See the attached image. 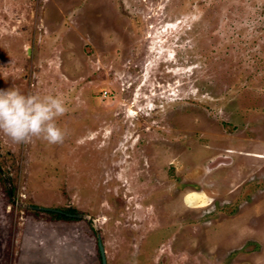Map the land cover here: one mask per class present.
<instances>
[{"label":"rangeland","instance_id":"374dc122","mask_svg":"<svg viewBox=\"0 0 264 264\" xmlns=\"http://www.w3.org/2000/svg\"><path fill=\"white\" fill-rule=\"evenodd\" d=\"M12 87L66 135L0 132V264H264V0H0Z\"/></svg>","mask_w":264,"mask_h":264},{"label":"clouds","instance_id":"9594fccd","mask_svg":"<svg viewBox=\"0 0 264 264\" xmlns=\"http://www.w3.org/2000/svg\"><path fill=\"white\" fill-rule=\"evenodd\" d=\"M67 112L64 101L53 95H24L14 87L0 90V132L13 142L40 138L49 144L63 143L66 133L56 121Z\"/></svg>","mask_w":264,"mask_h":264},{"label":"water","instance_id":"95a60500","mask_svg":"<svg viewBox=\"0 0 264 264\" xmlns=\"http://www.w3.org/2000/svg\"><path fill=\"white\" fill-rule=\"evenodd\" d=\"M99 250H100V254H101L102 264H106L105 250H104V247L100 241H99Z\"/></svg>","mask_w":264,"mask_h":264},{"label":"trees","instance_id":"16d2710c","mask_svg":"<svg viewBox=\"0 0 264 264\" xmlns=\"http://www.w3.org/2000/svg\"><path fill=\"white\" fill-rule=\"evenodd\" d=\"M74 211H72V210H69L68 212L66 211V213H69V214H71V213H73ZM57 216L59 217V218H61V219H64V220H69V218L67 217V216H65V214H57Z\"/></svg>","mask_w":264,"mask_h":264}]
</instances>
